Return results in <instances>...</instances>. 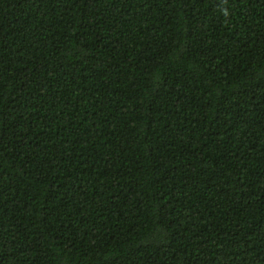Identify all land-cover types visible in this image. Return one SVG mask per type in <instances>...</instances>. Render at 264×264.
Here are the masks:
<instances>
[{
	"label": "trees",
	"instance_id": "obj_1",
	"mask_svg": "<svg viewBox=\"0 0 264 264\" xmlns=\"http://www.w3.org/2000/svg\"><path fill=\"white\" fill-rule=\"evenodd\" d=\"M0 264H264V0H0Z\"/></svg>",
	"mask_w": 264,
	"mask_h": 264
}]
</instances>
